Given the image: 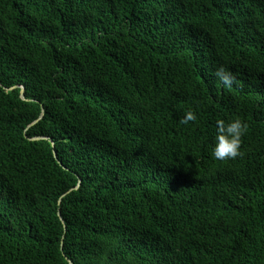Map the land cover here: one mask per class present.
<instances>
[{"label":"trees","instance_id":"obj_1","mask_svg":"<svg viewBox=\"0 0 264 264\" xmlns=\"http://www.w3.org/2000/svg\"><path fill=\"white\" fill-rule=\"evenodd\" d=\"M65 257L264 264V0H0V264Z\"/></svg>","mask_w":264,"mask_h":264},{"label":"clouds","instance_id":"obj_2","mask_svg":"<svg viewBox=\"0 0 264 264\" xmlns=\"http://www.w3.org/2000/svg\"><path fill=\"white\" fill-rule=\"evenodd\" d=\"M214 76L224 86L231 87L235 77L225 66L219 65L215 68ZM197 116L195 112L188 109L180 118L182 125H188L189 122H195ZM247 125L239 117L225 121L217 119L215 122L214 142L210 145V154L217 160H234L241 156L242 137L245 135Z\"/></svg>","mask_w":264,"mask_h":264},{"label":"water","instance_id":"obj_3","mask_svg":"<svg viewBox=\"0 0 264 264\" xmlns=\"http://www.w3.org/2000/svg\"><path fill=\"white\" fill-rule=\"evenodd\" d=\"M14 88V87H13ZM20 98L22 99V100H25V98H24V89L21 87L20 88ZM43 116V109L41 108V112H40V115H39V118L37 119V120H35L32 124H35L36 122H38V120L41 118ZM29 140H48L49 142H50V144H51V146H52V148H53V142L51 141V140H49V138H46V137H36V138H33V139H29ZM53 153V157L55 158V160H56V155H55V153H54V151L52 152ZM59 165H60V163H58ZM78 187V185L76 186V188ZM76 188H74V189H76ZM71 190H73V189H71ZM70 190V191H71ZM65 195V194H64ZM63 195V196H64ZM62 196V197H63ZM57 216L59 217V219H60V214H59V212L57 213ZM65 260L68 262V264H72L66 257H65Z\"/></svg>","mask_w":264,"mask_h":264}]
</instances>
